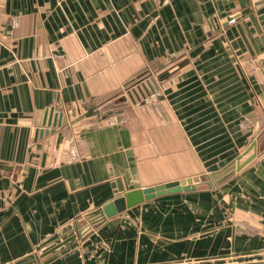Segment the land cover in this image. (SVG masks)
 I'll list each match as a JSON object with an SVG mask.
<instances>
[{"label":"crops","instance_id":"crops-1","mask_svg":"<svg viewBox=\"0 0 264 264\" xmlns=\"http://www.w3.org/2000/svg\"><path fill=\"white\" fill-rule=\"evenodd\" d=\"M258 261L264 0H0V264Z\"/></svg>","mask_w":264,"mask_h":264},{"label":"water","instance_id":"water-1","mask_svg":"<svg viewBox=\"0 0 264 264\" xmlns=\"http://www.w3.org/2000/svg\"><path fill=\"white\" fill-rule=\"evenodd\" d=\"M56 123H58V125H60L62 122L57 120ZM49 124H50V120H49ZM256 146H257V143L256 142L253 143V145L251 146V148L249 149V151L245 155H247ZM241 158H240V160H241ZM254 158H255V156H252L247 161H245L243 164H240L239 166H237V169L241 170L244 166H246ZM213 178H214V180H217L215 175H213ZM200 183H201V178L195 177L192 179L181 180V181L171 182V183H167V184H161V185H158L155 187L135 189V190L126 192L122 196L108 202L107 204H105L103 206V208L99 211L100 223L104 222L107 219L115 217L118 214H121L128 209H131V208L136 207L140 204H143L146 201L153 200L155 198L165 196L168 194L194 191V190H196L197 185ZM208 183H210V182H208ZM67 242L68 241L55 246L54 248H52L51 250L46 252L44 255L51 254V253L55 252L56 250L60 249L64 245H66ZM238 264H264V261L238 263Z\"/></svg>","mask_w":264,"mask_h":264},{"label":"rangeland","instance_id":"rangeland-1","mask_svg":"<svg viewBox=\"0 0 264 264\" xmlns=\"http://www.w3.org/2000/svg\"><path fill=\"white\" fill-rule=\"evenodd\" d=\"M152 81H153V79H152L151 75H149V74H143V76H141L139 78V85H142V87H145L147 90H150L151 89V85H152ZM133 85L134 84H132V86H130L128 88V89H130V94L133 91V89L135 88V85L134 86ZM128 89H126V91ZM127 94L128 93L126 92L125 95L128 96ZM232 174H233L232 172L230 174L227 173L226 176L223 178V180L226 179V178H229L230 175H232ZM94 218H95L94 216H90V217H87L86 219L82 220L81 224H83V225H81V226L89 225V226L93 227L94 226Z\"/></svg>","mask_w":264,"mask_h":264},{"label":"built area","instance_id":"built-area-1","mask_svg":"<svg viewBox=\"0 0 264 264\" xmlns=\"http://www.w3.org/2000/svg\"><path fill=\"white\" fill-rule=\"evenodd\" d=\"M236 22H237V15L236 14L231 15V17L229 18V24L233 25V24H236ZM94 217H95L94 218V225L100 224L99 214L97 216H94ZM81 228H82V232H81V234H82L84 232L87 233V232L92 231L93 227L86 225V226H83Z\"/></svg>","mask_w":264,"mask_h":264}]
</instances>
